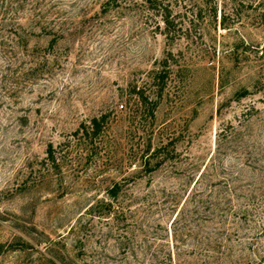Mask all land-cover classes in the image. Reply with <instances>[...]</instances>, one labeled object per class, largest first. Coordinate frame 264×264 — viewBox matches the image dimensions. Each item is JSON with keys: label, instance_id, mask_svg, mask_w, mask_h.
Returning a JSON list of instances; mask_svg holds the SVG:
<instances>
[{"label": "rangeland", "instance_id": "obj_1", "mask_svg": "<svg viewBox=\"0 0 264 264\" xmlns=\"http://www.w3.org/2000/svg\"><path fill=\"white\" fill-rule=\"evenodd\" d=\"M20 1L0 264H264V0Z\"/></svg>", "mask_w": 264, "mask_h": 264}, {"label": "trees", "instance_id": "obj_2", "mask_svg": "<svg viewBox=\"0 0 264 264\" xmlns=\"http://www.w3.org/2000/svg\"><path fill=\"white\" fill-rule=\"evenodd\" d=\"M146 2L152 3L153 0H144ZM23 2L20 0H0V52H5V50H8V45L10 43H13L12 45L13 49L14 47H18L19 43L21 41L19 38L21 37V29L23 27L22 23L20 22L19 17H17V12L23 7ZM20 8V9H19ZM164 22L166 24H169V19L167 17L164 18ZM8 32H14L12 35L11 33L8 34ZM18 35V37H17ZM20 36V37H19ZM105 120V116L102 115L101 117H94L90 124L87 125L85 123H82V129L79 130L83 131V135L86 137H92L97 136L100 134L102 130V125ZM165 152V149L159 148L152 157L148 158L144 166L146 168H149L152 162L159 158L161 152ZM48 159L52 161V163H56L57 160H61L56 153V150L54 148V145L52 143L49 144L48 149ZM119 184L116 183L115 186L111 189V196L116 197L119 192ZM106 205H111L112 201H104Z\"/></svg>", "mask_w": 264, "mask_h": 264}]
</instances>
